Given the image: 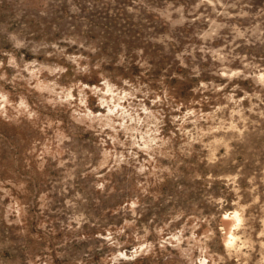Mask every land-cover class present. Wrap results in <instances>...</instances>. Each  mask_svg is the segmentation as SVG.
<instances>
[{
	"label": "rangeland",
	"instance_id": "374dc122",
	"mask_svg": "<svg viewBox=\"0 0 264 264\" xmlns=\"http://www.w3.org/2000/svg\"><path fill=\"white\" fill-rule=\"evenodd\" d=\"M0 264H264V0H0Z\"/></svg>",
	"mask_w": 264,
	"mask_h": 264
},
{
	"label": "bare ground",
	"instance_id": "6f19581e",
	"mask_svg": "<svg viewBox=\"0 0 264 264\" xmlns=\"http://www.w3.org/2000/svg\"><path fill=\"white\" fill-rule=\"evenodd\" d=\"M233 214H234V213H233ZM233 214H232V215H233ZM231 217H232V216H231ZM234 218H235V217H234ZM231 219H232V218H231ZM231 219H230V220H231ZM221 220H222L223 224H227V223L229 222V219H228L227 217H223ZM234 221H236V220H233V222H234ZM231 224H232V222H231ZM224 226H225V225H224ZM228 230H229V229H228ZM229 232H230V231H229ZM227 236H228V235H227ZM227 236H226V237H227ZM224 239H225V238H224ZM225 240L227 241V239H225ZM225 240H224V241H225ZM226 243H227V242H226Z\"/></svg>",
	"mask_w": 264,
	"mask_h": 264
}]
</instances>
